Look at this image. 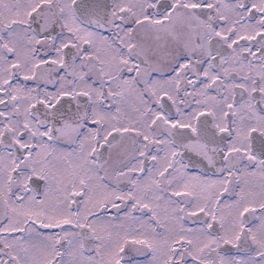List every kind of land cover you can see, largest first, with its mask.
<instances>
[{
  "label": "snow or ice",
  "instance_id": "snow-or-ice-1",
  "mask_svg": "<svg viewBox=\"0 0 264 264\" xmlns=\"http://www.w3.org/2000/svg\"><path fill=\"white\" fill-rule=\"evenodd\" d=\"M0 264H264V0H0Z\"/></svg>",
  "mask_w": 264,
  "mask_h": 264
}]
</instances>
